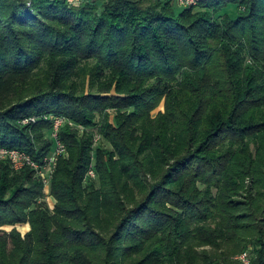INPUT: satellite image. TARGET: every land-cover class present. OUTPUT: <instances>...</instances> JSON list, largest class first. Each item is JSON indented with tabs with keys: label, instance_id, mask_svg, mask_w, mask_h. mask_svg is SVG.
I'll return each instance as SVG.
<instances>
[{
	"label": "trees",
	"instance_id": "1",
	"mask_svg": "<svg viewBox=\"0 0 264 264\" xmlns=\"http://www.w3.org/2000/svg\"><path fill=\"white\" fill-rule=\"evenodd\" d=\"M80 1L0 0V147L67 119L52 210L1 164L0 264H264V0Z\"/></svg>",
	"mask_w": 264,
	"mask_h": 264
},
{
	"label": "built area",
	"instance_id": "2",
	"mask_svg": "<svg viewBox=\"0 0 264 264\" xmlns=\"http://www.w3.org/2000/svg\"><path fill=\"white\" fill-rule=\"evenodd\" d=\"M201 1L205 0H176L177 4L183 8H189L199 4ZM52 119L53 125V133L52 137L54 138V147L53 150L44 158L43 162L35 161L30 155L27 153L16 150V149H6L0 147V159L7 160L10 164L11 169L16 171H21L24 168H30L34 171L35 176L41 179L45 186L51 182L50 178L52 177L57 161L60 156L66 153L65 146L62 142L59 141L58 131L65 124L66 119L64 117H49ZM36 122V118L32 117L29 119H25L22 121L23 124L34 123ZM3 160H0L3 161ZM88 176L94 178V171L90 169ZM238 260L243 264H249L250 258L247 253H243L238 256Z\"/></svg>",
	"mask_w": 264,
	"mask_h": 264
},
{
	"label": "rangeland",
	"instance_id": "3",
	"mask_svg": "<svg viewBox=\"0 0 264 264\" xmlns=\"http://www.w3.org/2000/svg\"><path fill=\"white\" fill-rule=\"evenodd\" d=\"M68 1V3L69 4H71L72 6H74V7H78L79 6V4H80V0H67ZM176 4L177 6H179L178 4H177V2L175 1V0H173V4ZM201 5V3H199V4H197V5H195V6H193V7H198L199 8V6ZM158 110H160V111H162L163 110V106H160V108L158 109ZM158 110L157 111H154V115L158 112ZM111 116L113 117V115H114V113L113 112H111ZM111 117V118H112ZM66 121H67V119H66ZM21 124H23L22 122H21ZM73 125H75V124H73ZM75 126H77V125H75ZM78 128H80L79 130V132H78V137H81V136H83V129L80 127V126H78ZM86 132H89V129L86 131ZM93 133H94V136H95V138H94V145H95V148L96 147H101V144H103L105 147H107V148H109L110 147V145L108 144V143H103L102 142V137L100 136V134H99V132L97 131V129L96 130H94V131H92ZM101 137V138H100ZM102 145V146H103ZM103 146V147H104ZM3 148V147H2ZM0 160H3V159H0ZM3 162H8L7 160H3V161H1L0 162V167H1V164L3 163ZM8 164H9V162H8ZM9 166H10V164H9ZM13 170V169H12ZM14 171V170H13ZM15 172V171H14ZM18 172H20V171H16V173H18ZM53 176V175H52ZM50 180H52V177L50 178ZM40 181L42 182V180L40 179ZM43 183V182H42ZM43 185H44V183H43ZM50 185H51V182L49 183V184H47V186H45L44 185V193H45V195L43 196V198H42V201L41 202H45V204L47 205V207L50 209V210H52L53 208H54V205H55V203H56V200L49 194V187H50ZM203 186H200V190H203ZM234 201H237V202H239V201H241L242 200V198L241 197H238V198H235V199H233ZM13 228H16L17 230H18V232H20V235L21 236H24L25 235V233H27L28 231H29V225H28V223H24V224H16V225H14V226H4L3 228H1L0 229V234H2V233H4V232H10ZM251 248H253L251 245H249L248 247H246L245 249H244V251L240 254V255H242L243 253H247L248 255L250 254V252H251ZM209 250H210V248L209 247H203V248H201V249H199V251H207V252H209ZM145 255L147 254L146 253V251H145V253H144ZM240 255H237V257H235V259H237V261H238V256H240ZM249 257H251L252 258V255H249ZM142 258V255H137V256H135V257H133V258H131V264H135L138 260H140ZM251 258H250V262H251ZM129 263V264H130ZM108 264H111L110 262L108 263ZM239 264H243L241 261H240V263Z\"/></svg>",
	"mask_w": 264,
	"mask_h": 264
}]
</instances>
